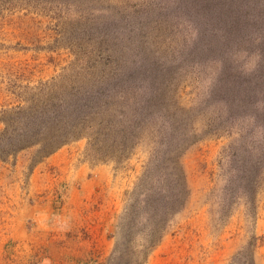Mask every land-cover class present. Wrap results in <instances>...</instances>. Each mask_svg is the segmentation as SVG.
I'll return each instance as SVG.
<instances>
[{"label": "rangeland", "instance_id": "374dc122", "mask_svg": "<svg viewBox=\"0 0 264 264\" xmlns=\"http://www.w3.org/2000/svg\"><path fill=\"white\" fill-rule=\"evenodd\" d=\"M144 1L60 0L70 3L59 5L56 0H0V108L18 105L15 93L68 67L72 55L60 44L77 36L63 24L65 18L88 11L107 15L112 8ZM178 20L161 23L163 35L156 38L154 31L152 40L172 68L163 91L179 117L189 197L158 245L145 250L142 226H126L130 193L148 147L140 146L121 163H99L87 154L82 139L32 170L29 153L20 154L16 163L0 161V264H264V169L249 191L242 185L227 187L231 168L241 164L242 156L247 159L246 151L251 160L258 156L252 149L260 134L248 119L217 120L221 109L207 95L216 61L195 56L173 64L163 60L194 34ZM242 56L235 62L246 60V67L256 59L255 54ZM239 134L245 152L237 146Z\"/></svg>", "mask_w": 264, "mask_h": 264}, {"label": "trees", "instance_id": "16d2710c", "mask_svg": "<svg viewBox=\"0 0 264 264\" xmlns=\"http://www.w3.org/2000/svg\"><path fill=\"white\" fill-rule=\"evenodd\" d=\"M78 13L76 19L63 21L77 36L74 42L60 44L72 55L68 67L15 93L18 105L0 108V161L17 162L20 154L29 153L32 170L82 139L87 154L99 163H121L140 146L148 147L130 193L126 226H142L143 245L149 251L189 197L179 117L163 91L173 78L172 68L160 58L153 33L162 36L161 23L181 19L194 34L163 60L173 64L195 56L218 63L207 91L209 101L221 109L216 119H248L260 134L258 146H251L258 152L256 159L246 151L247 159L245 155L242 161V156L227 179V187L242 185L249 191L264 169V0H145L139 6L112 8L107 15ZM113 16L115 21L108 22ZM248 54L256 55L248 68L246 60L235 62ZM244 140L239 134L237 146L245 152Z\"/></svg>", "mask_w": 264, "mask_h": 264}, {"label": "clouds", "instance_id": "9594fccd", "mask_svg": "<svg viewBox=\"0 0 264 264\" xmlns=\"http://www.w3.org/2000/svg\"><path fill=\"white\" fill-rule=\"evenodd\" d=\"M254 67H255V66H253V68H252V69H248V70H246V73H245V74H247V72H249V71H252V70H254Z\"/></svg>", "mask_w": 264, "mask_h": 264}]
</instances>
